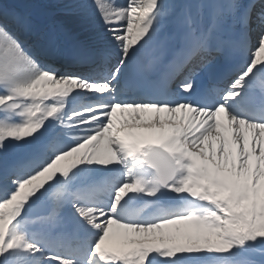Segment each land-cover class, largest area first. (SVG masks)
<instances>
[{"label":"snow or ice","instance_id":"obj_1","mask_svg":"<svg viewBox=\"0 0 264 264\" xmlns=\"http://www.w3.org/2000/svg\"><path fill=\"white\" fill-rule=\"evenodd\" d=\"M39 7L0 0V264H264V0Z\"/></svg>","mask_w":264,"mask_h":264},{"label":"rangeland","instance_id":"obj_2","mask_svg":"<svg viewBox=\"0 0 264 264\" xmlns=\"http://www.w3.org/2000/svg\"><path fill=\"white\" fill-rule=\"evenodd\" d=\"M118 3H123L124 0H117ZM4 3L6 5L14 6L18 11L30 13L32 18L34 19V15L37 16L40 19H43L42 16V9L39 7L44 3V0H4ZM14 4V5H13ZM17 5V6H16ZM29 9V10H27ZM117 119H120V113L119 110H117ZM131 122V121H130ZM180 228V233L176 232L177 228ZM158 234L163 233L165 236H177L178 234L183 233L184 231V224L181 222L179 225H166L163 229L156 230ZM123 229H117L115 226H113V229L110 231L109 239L106 240L105 244L106 246L110 248H121V247H131L133 245L130 244H124L123 243ZM165 242H173V243H179L176 240ZM187 241H182L180 243H186Z\"/></svg>","mask_w":264,"mask_h":264},{"label":"trees","instance_id":"obj_3","mask_svg":"<svg viewBox=\"0 0 264 264\" xmlns=\"http://www.w3.org/2000/svg\"><path fill=\"white\" fill-rule=\"evenodd\" d=\"M177 242L179 241V243L180 242H184V241H186V239L181 235V234H178L177 236H176V239H175Z\"/></svg>","mask_w":264,"mask_h":264},{"label":"bare ground","instance_id":"obj_4","mask_svg":"<svg viewBox=\"0 0 264 264\" xmlns=\"http://www.w3.org/2000/svg\"><path fill=\"white\" fill-rule=\"evenodd\" d=\"M14 5V4H13ZM17 6V5H16Z\"/></svg>","mask_w":264,"mask_h":264}]
</instances>
